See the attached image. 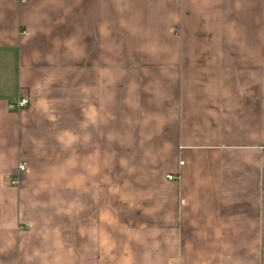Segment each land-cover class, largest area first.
Wrapping results in <instances>:
<instances>
[{"label":"crops","instance_id":"0c3cea01","mask_svg":"<svg viewBox=\"0 0 264 264\" xmlns=\"http://www.w3.org/2000/svg\"><path fill=\"white\" fill-rule=\"evenodd\" d=\"M0 264H264V0H0Z\"/></svg>","mask_w":264,"mask_h":264},{"label":"built area","instance_id":"2783aa9c","mask_svg":"<svg viewBox=\"0 0 264 264\" xmlns=\"http://www.w3.org/2000/svg\"><path fill=\"white\" fill-rule=\"evenodd\" d=\"M29 103V99L28 98H22L20 99L15 106L18 108L24 107ZM22 169H24V166H21ZM173 176H170V178H172Z\"/></svg>","mask_w":264,"mask_h":264}]
</instances>
